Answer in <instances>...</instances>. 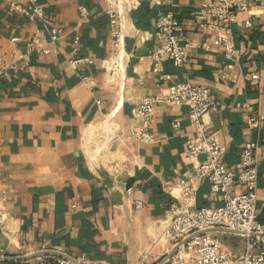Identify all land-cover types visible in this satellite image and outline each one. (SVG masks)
I'll use <instances>...</instances> for the list:
<instances>
[{"label": "crops", "instance_id": "crops-1", "mask_svg": "<svg viewBox=\"0 0 264 264\" xmlns=\"http://www.w3.org/2000/svg\"><path fill=\"white\" fill-rule=\"evenodd\" d=\"M218 1L172 0L158 8L141 0L124 19L127 59L112 75L102 66L114 50L108 0H38L45 19L35 20L10 12L0 0V61L16 46L25 52L36 36L51 49L31 54L29 65L0 82V208L7 214L0 226V264H35L38 258L56 264L60 257H85L83 264H169L163 263L173 250L166 219L180 198L179 181L194 184L199 208L223 204L196 174L206 156L185 155L187 141L196 137L187 106L156 107L153 143L125 138L141 100L176 83L212 89L217 110L203 120L227 149V169L239 163L245 143L257 144V209L264 223V122L259 128L248 124L264 115V3L247 0L248 9L231 21L200 13L203 4ZM160 13H173L185 24L182 40L194 45L185 66L165 61L156 67L152 60ZM246 21L253 27L246 28ZM51 25L66 32L55 45L49 43ZM223 28L236 45L232 60L220 49L201 47ZM86 57L95 63L71 66L70 60ZM163 74L171 82H161Z\"/></svg>", "mask_w": 264, "mask_h": 264}, {"label": "built area", "instance_id": "built-area-1", "mask_svg": "<svg viewBox=\"0 0 264 264\" xmlns=\"http://www.w3.org/2000/svg\"><path fill=\"white\" fill-rule=\"evenodd\" d=\"M12 13H18L35 20L37 17L45 19L42 7L38 0H27L23 6L18 0H2ZM158 8L168 6L172 0H149ZM264 3V0H261ZM141 5V0H108L107 13L110 18V36L114 44L112 56L102 62L103 68L112 75L124 68L127 54L124 52V19ZM247 0H219L217 3H205L200 13L212 16L219 21H231L235 12L246 11ZM82 17L87 16V10L81 8ZM204 27V25H202ZM211 27V26H210ZM246 28H252L251 21L245 22ZM185 24L173 13H160L155 24V35L159 45L152 53V60L156 67L163 62L170 61L174 66L182 67L188 62V51L194 48L192 40H182ZM214 28V27H212ZM66 32L63 28L51 25L50 41L55 45ZM15 45L20 38L12 40ZM78 38L74 43L77 45ZM206 51L220 49L225 57L232 60L236 57V45L229 28H223L213 39H206L201 43ZM25 52L17 46L6 60L0 61V82L9 76L10 72L20 69L21 65H29L33 53L49 54L50 48L37 36L26 44ZM90 57L70 60L73 68L79 65L94 64ZM111 66L109 67V64ZM257 82L259 76H252ZM172 77L167 74L160 76L161 82H171ZM1 92V86H0ZM187 106L190 110V120L196 130V137L186 143L185 155L197 160L205 155L204 161L195 166L199 179L210 183L211 192L220 195L223 204L219 207L206 208L197 206V189L191 181L181 179L178 188L180 198L167 211L168 236L173 244V254L167 260L169 264H264V223L258 220L257 191L259 180V161L256 156L257 144L247 142L243 146L241 159L234 169H227L222 159L227 152L213 127L204 122V117L217 110V100L212 89L206 86L192 85L191 83L171 84L155 94L141 100L134 112V124L126 133V139L141 143H153L155 140L151 128L154 122L156 107ZM264 122V115L251 117L249 126L259 128ZM175 133L180 131L179 121L172 124ZM240 187L239 192H232L233 188ZM173 194V192H172ZM72 208H75L73 205ZM7 214L0 208V226H4ZM218 229L222 234H232L244 239V251L235 254L224 249L222 242L215 238L211 230ZM85 257L70 259L57 258L56 264H83ZM35 264H45L38 258Z\"/></svg>", "mask_w": 264, "mask_h": 264}, {"label": "rangeland", "instance_id": "rangeland-1", "mask_svg": "<svg viewBox=\"0 0 264 264\" xmlns=\"http://www.w3.org/2000/svg\"><path fill=\"white\" fill-rule=\"evenodd\" d=\"M219 240L222 242L224 249L235 254H241L244 251V239L232 234L220 235Z\"/></svg>", "mask_w": 264, "mask_h": 264}, {"label": "water", "instance_id": "water-1", "mask_svg": "<svg viewBox=\"0 0 264 264\" xmlns=\"http://www.w3.org/2000/svg\"><path fill=\"white\" fill-rule=\"evenodd\" d=\"M108 184H110L109 182H108ZM217 231H219L218 229H216V230H211V232H217ZM173 252H174V250H172L171 251V253L164 259V261H163V263H166L167 262V260L171 257V255L173 254ZM48 252H39V253H37V255L36 256H40V255H44V254H47ZM21 258H25V257H21Z\"/></svg>", "mask_w": 264, "mask_h": 264}, {"label": "bare ground", "instance_id": "bare-ground-1", "mask_svg": "<svg viewBox=\"0 0 264 264\" xmlns=\"http://www.w3.org/2000/svg\"><path fill=\"white\" fill-rule=\"evenodd\" d=\"M111 66V63L109 64V67ZM117 73V72H116Z\"/></svg>", "mask_w": 264, "mask_h": 264}]
</instances>
